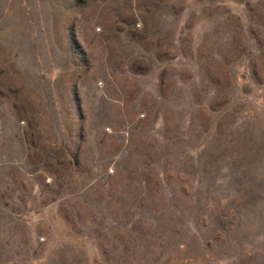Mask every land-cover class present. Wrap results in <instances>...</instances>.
<instances>
[{"label": "rangeland", "instance_id": "obj_1", "mask_svg": "<svg viewBox=\"0 0 264 264\" xmlns=\"http://www.w3.org/2000/svg\"><path fill=\"white\" fill-rule=\"evenodd\" d=\"M0 264H264V0H0Z\"/></svg>", "mask_w": 264, "mask_h": 264}]
</instances>
